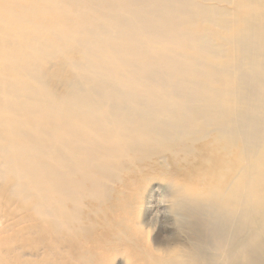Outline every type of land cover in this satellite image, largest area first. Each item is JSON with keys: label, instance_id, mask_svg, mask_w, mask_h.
I'll list each match as a JSON object with an SVG mask.
<instances>
[{"label": "bare ground", "instance_id": "obj_1", "mask_svg": "<svg viewBox=\"0 0 264 264\" xmlns=\"http://www.w3.org/2000/svg\"><path fill=\"white\" fill-rule=\"evenodd\" d=\"M119 263L264 264V0H0V264Z\"/></svg>", "mask_w": 264, "mask_h": 264}, {"label": "rangeland", "instance_id": "obj_2", "mask_svg": "<svg viewBox=\"0 0 264 264\" xmlns=\"http://www.w3.org/2000/svg\"><path fill=\"white\" fill-rule=\"evenodd\" d=\"M163 183L162 182H155L152 183L150 185H148L146 192H145V198L148 199V203L145 202L144 206L142 207L143 210H145V208H148L146 211V214L141 212V217H143V215L145 214L143 220L145 222L150 221L156 213V210L160 209L161 211H166V207H160V208H156V202L160 201V200H165L166 199V190L162 187ZM165 197V199H163ZM163 234H161L159 237L160 239L163 238ZM121 263V262H120ZM119 263V264H120Z\"/></svg>", "mask_w": 264, "mask_h": 264}]
</instances>
